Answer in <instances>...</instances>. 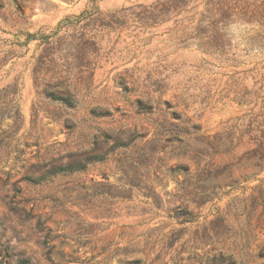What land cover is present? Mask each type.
I'll return each mask as SVG.
<instances>
[{"label":"rangeland","instance_id":"1","mask_svg":"<svg viewBox=\"0 0 264 264\" xmlns=\"http://www.w3.org/2000/svg\"><path fill=\"white\" fill-rule=\"evenodd\" d=\"M0 264H264V0H0Z\"/></svg>","mask_w":264,"mask_h":264},{"label":"trees","instance_id":"2","mask_svg":"<svg viewBox=\"0 0 264 264\" xmlns=\"http://www.w3.org/2000/svg\"><path fill=\"white\" fill-rule=\"evenodd\" d=\"M79 164H75V165H69L67 166L65 169H59V171H68V172H74V171H78L80 169Z\"/></svg>","mask_w":264,"mask_h":264}]
</instances>
